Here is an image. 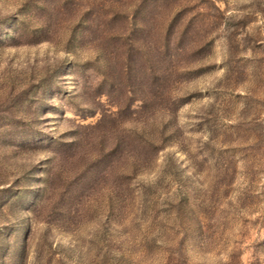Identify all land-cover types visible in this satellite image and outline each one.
Returning <instances> with one entry per match:
<instances>
[{
    "label": "rangeland",
    "instance_id": "obj_1",
    "mask_svg": "<svg viewBox=\"0 0 264 264\" xmlns=\"http://www.w3.org/2000/svg\"><path fill=\"white\" fill-rule=\"evenodd\" d=\"M0 189V264H264V0H0Z\"/></svg>",
    "mask_w": 264,
    "mask_h": 264
},
{
    "label": "trees",
    "instance_id": "obj_2",
    "mask_svg": "<svg viewBox=\"0 0 264 264\" xmlns=\"http://www.w3.org/2000/svg\"><path fill=\"white\" fill-rule=\"evenodd\" d=\"M145 20V19H144ZM142 23H143V21H142ZM163 45V49H165L166 48V42L164 43V44H162ZM164 51V50H163ZM164 57H162V59H159V61H158V64H159V66H158V70H160V74H158L157 75V77L155 76V78H156V86H157V89L161 92V90L167 85V83H166V77H167V75H168V73H169V70H171L170 68H169V70H168V67L166 66V65H164V59H163ZM118 64V63H117ZM136 68L141 72V77L143 76V67L142 66H138L137 64H136ZM174 71L173 72H177L178 71V69L176 68V70L174 69V68H172ZM186 71H187V69H183V70H180V73H186ZM142 82V81H141ZM157 90V91H158ZM174 99V100H173ZM176 99H178V97H174V96H172L171 98H170V100H173V101H176ZM180 99H182V98H180ZM179 99V100H180ZM149 145L150 146H154V144H152V143H149ZM110 153L111 154H113V152L112 151H110ZM1 190V189H0Z\"/></svg>",
    "mask_w": 264,
    "mask_h": 264
}]
</instances>
